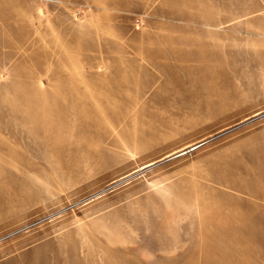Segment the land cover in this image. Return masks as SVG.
<instances>
[{"label": "rangeland", "instance_id": "1", "mask_svg": "<svg viewBox=\"0 0 264 264\" xmlns=\"http://www.w3.org/2000/svg\"><path fill=\"white\" fill-rule=\"evenodd\" d=\"M195 1L0 0V264H264V13Z\"/></svg>", "mask_w": 264, "mask_h": 264}, {"label": "crops", "instance_id": "2", "mask_svg": "<svg viewBox=\"0 0 264 264\" xmlns=\"http://www.w3.org/2000/svg\"><path fill=\"white\" fill-rule=\"evenodd\" d=\"M190 1H192L191 3L195 4L196 7H198V1H195V0H190ZM250 1H253V0H250ZM256 1H257V5H258V11H260L261 13H264V0H256Z\"/></svg>", "mask_w": 264, "mask_h": 264}]
</instances>
